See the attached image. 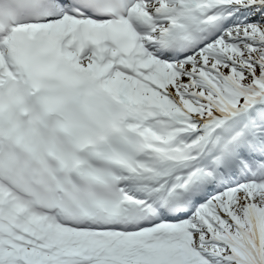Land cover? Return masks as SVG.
Wrapping results in <instances>:
<instances>
[{"label":"snow or ice","instance_id":"snow-or-ice-1","mask_svg":"<svg viewBox=\"0 0 264 264\" xmlns=\"http://www.w3.org/2000/svg\"><path fill=\"white\" fill-rule=\"evenodd\" d=\"M0 264H264V0H0Z\"/></svg>","mask_w":264,"mask_h":264}]
</instances>
